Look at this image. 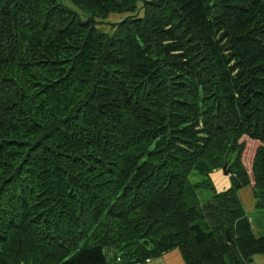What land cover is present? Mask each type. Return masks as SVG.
Masks as SVG:
<instances>
[{"label":"trees","instance_id":"trees-1","mask_svg":"<svg viewBox=\"0 0 264 264\" xmlns=\"http://www.w3.org/2000/svg\"><path fill=\"white\" fill-rule=\"evenodd\" d=\"M69 1L0 0V264L264 256V0Z\"/></svg>","mask_w":264,"mask_h":264},{"label":"rangeland","instance_id":"rangeland-1","mask_svg":"<svg viewBox=\"0 0 264 264\" xmlns=\"http://www.w3.org/2000/svg\"><path fill=\"white\" fill-rule=\"evenodd\" d=\"M57 1L59 4H62V5L70 8V9H72L82 21H84L88 18V15L85 12H83L81 9L75 7L69 0H57ZM142 15H143V10L140 9L138 12L131 14L130 16L141 17ZM127 16H129V14H122V15L110 14L106 20L102 21L104 23V25H106L105 27H102V29H104L106 32H109L110 31L109 25H108L109 22H115L117 20L119 21L122 18L127 17ZM256 146L257 145L255 144L253 148L255 149ZM246 169H247V171H250L249 164L246 165ZM222 175H224V173ZM224 176H226V175H224ZM203 179L204 178L201 175L194 172L190 175L189 182L191 183V185H194V184L201 182ZM211 181H213L212 177H211ZM196 193L198 195V199L202 202L206 201L212 195L211 192L207 189H197ZM240 195L243 198L244 207H245L246 211L248 212L249 211V208H248L249 199L246 197L245 191H244V193H241ZM251 198L255 203V200H254V197L252 194H251ZM253 212L254 213L252 214V216H250V217H252L251 218L252 227H253L252 231H253L254 236L261 237L264 235V212L259 211V210H256ZM106 255L110 257L109 262L111 264L112 263L111 255L112 254L108 250H106ZM252 263H253V261H252Z\"/></svg>","mask_w":264,"mask_h":264},{"label":"crops","instance_id":"crops-1","mask_svg":"<svg viewBox=\"0 0 264 264\" xmlns=\"http://www.w3.org/2000/svg\"><path fill=\"white\" fill-rule=\"evenodd\" d=\"M212 178H213L212 182H213V185H214L216 190L220 191V190H222L228 186V178H227V176L222 175L221 172H219V171L215 172L212 175ZM244 191H245L246 197L249 199V204H248L249 211L248 212L246 211V209L244 207L243 198L240 195L241 193H244ZM251 194H252L251 187H245V188H242L238 191V196H239V199L242 203L243 209H244L247 217L249 218L251 228H253L252 227V220H251L252 217H250V216H252V214L254 213L253 211H256V210H255V203L251 198ZM143 264H185V263L182 260L180 252L177 249H174V250H171V251L161 255L160 257L148 260ZM252 264H264V256H259V255L254 256Z\"/></svg>","mask_w":264,"mask_h":264},{"label":"water","instance_id":"water-1","mask_svg":"<svg viewBox=\"0 0 264 264\" xmlns=\"http://www.w3.org/2000/svg\"><path fill=\"white\" fill-rule=\"evenodd\" d=\"M222 170H223V173H224L225 175H227V174L229 173V171H230V167L228 166V167L226 168L225 166H223V167H222ZM227 240H229V236H228V234H227Z\"/></svg>","mask_w":264,"mask_h":264}]
</instances>
